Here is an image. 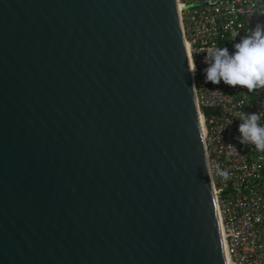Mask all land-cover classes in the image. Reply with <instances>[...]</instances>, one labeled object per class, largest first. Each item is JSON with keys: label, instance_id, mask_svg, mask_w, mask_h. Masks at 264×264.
Returning <instances> with one entry per match:
<instances>
[{"label": "water", "instance_id": "water-1", "mask_svg": "<svg viewBox=\"0 0 264 264\" xmlns=\"http://www.w3.org/2000/svg\"><path fill=\"white\" fill-rule=\"evenodd\" d=\"M191 64L176 0H0V264H230Z\"/></svg>", "mask_w": 264, "mask_h": 264}, {"label": "built area", "instance_id": "built-area-1", "mask_svg": "<svg viewBox=\"0 0 264 264\" xmlns=\"http://www.w3.org/2000/svg\"><path fill=\"white\" fill-rule=\"evenodd\" d=\"M176 2L230 264H264V152L240 143L236 118L242 112L264 113V90L212 84L201 73L209 49L226 47L232 53L250 28L264 24V0Z\"/></svg>", "mask_w": 264, "mask_h": 264}, {"label": "clouds", "instance_id": "clouds-1", "mask_svg": "<svg viewBox=\"0 0 264 264\" xmlns=\"http://www.w3.org/2000/svg\"><path fill=\"white\" fill-rule=\"evenodd\" d=\"M233 48L232 53L226 47L211 48L206 52V81L216 85L223 81L225 85L239 86L248 92L264 90V24L257 23L250 28ZM236 118L240 120V143L264 152V123H261L264 113L242 112ZM221 175L226 176L227 173Z\"/></svg>", "mask_w": 264, "mask_h": 264}, {"label": "bare ground", "instance_id": "bare-ground-1", "mask_svg": "<svg viewBox=\"0 0 264 264\" xmlns=\"http://www.w3.org/2000/svg\"><path fill=\"white\" fill-rule=\"evenodd\" d=\"M201 132H202V136L204 134V128H203V125L201 124Z\"/></svg>", "mask_w": 264, "mask_h": 264}]
</instances>
